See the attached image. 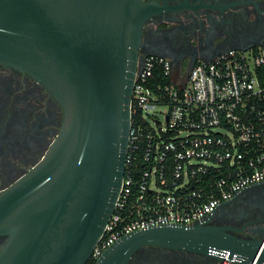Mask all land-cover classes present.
<instances>
[{
    "label": "water",
    "instance_id": "1",
    "mask_svg": "<svg viewBox=\"0 0 264 264\" xmlns=\"http://www.w3.org/2000/svg\"><path fill=\"white\" fill-rule=\"evenodd\" d=\"M157 10L143 0H0V64L39 79L65 115L43 159L0 194V264L91 259L125 176L141 29ZM211 218L125 235L96 264H129L146 247L264 264V235L242 239Z\"/></svg>",
    "mask_w": 264,
    "mask_h": 264
},
{
    "label": "built area",
    "instance_id": "2",
    "mask_svg": "<svg viewBox=\"0 0 264 264\" xmlns=\"http://www.w3.org/2000/svg\"><path fill=\"white\" fill-rule=\"evenodd\" d=\"M130 109L125 176L87 264L136 231L203 223L223 203L264 183V38L197 62L183 81L168 59L147 57ZM236 260L225 256L215 264Z\"/></svg>",
    "mask_w": 264,
    "mask_h": 264
},
{
    "label": "flooded vegetation",
    "instance_id": "3",
    "mask_svg": "<svg viewBox=\"0 0 264 264\" xmlns=\"http://www.w3.org/2000/svg\"><path fill=\"white\" fill-rule=\"evenodd\" d=\"M157 13L141 29L138 59H168L183 81L199 61L228 49L258 44L264 37V0H143ZM64 110L39 79L0 64V194L47 154L64 125ZM211 225L242 239L264 235V183L246 189L212 215ZM8 236L0 237V252ZM129 264H214L197 253L146 247Z\"/></svg>",
    "mask_w": 264,
    "mask_h": 264
},
{
    "label": "rangeland",
    "instance_id": "4",
    "mask_svg": "<svg viewBox=\"0 0 264 264\" xmlns=\"http://www.w3.org/2000/svg\"><path fill=\"white\" fill-rule=\"evenodd\" d=\"M153 116L157 117L161 122H163V117L159 114H154ZM148 121L153 124L152 118H148Z\"/></svg>",
    "mask_w": 264,
    "mask_h": 264
},
{
    "label": "trees",
    "instance_id": "5",
    "mask_svg": "<svg viewBox=\"0 0 264 264\" xmlns=\"http://www.w3.org/2000/svg\"><path fill=\"white\" fill-rule=\"evenodd\" d=\"M156 76H157V78H158L159 80H162L161 78H163L162 75L160 76V73H159V72H156ZM90 263H91V262H90Z\"/></svg>",
    "mask_w": 264,
    "mask_h": 264
}]
</instances>
